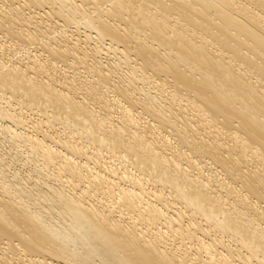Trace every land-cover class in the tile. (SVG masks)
Segmentation results:
<instances>
[{
    "label": "bare ground",
    "instance_id": "obj_1",
    "mask_svg": "<svg viewBox=\"0 0 264 264\" xmlns=\"http://www.w3.org/2000/svg\"><path fill=\"white\" fill-rule=\"evenodd\" d=\"M0 34V264H264V0H0Z\"/></svg>",
    "mask_w": 264,
    "mask_h": 264
},
{
    "label": "rangeland",
    "instance_id": "obj_2",
    "mask_svg": "<svg viewBox=\"0 0 264 264\" xmlns=\"http://www.w3.org/2000/svg\"><path fill=\"white\" fill-rule=\"evenodd\" d=\"M105 8H107V6H106ZM44 20H45V19H44ZM54 21H56L58 24H59V23L61 24V22H60V21H57V19H54L53 22H54ZM44 22L49 23V21H44ZM50 22H52V21H50ZM57 23H56V24H57ZM73 27H74V26L69 27L68 30H69L70 32L72 31L73 33H74V32L76 33L77 30L75 29V27H74V28H73ZM74 30H75V31H74ZM79 31H80L81 33H80ZM83 31H84L83 29H79V30H78V33L80 34V36L83 35ZM0 36H2V35L0 34ZM81 37H82V36H81ZM36 43H38V44H36ZM36 43H34L35 46H36V47H34L35 49H34V48H33V49L30 48V50H31L30 53H31V54H36L35 51H39V49H37V48H39V46H40V45H39V42H36ZM34 44H32V45L34 46ZM32 45H31V47H32ZM38 45H39V46H38ZM36 49H37V50H36ZM107 56H108V57H107ZM107 56H106V54H104V55L102 54V56H101L102 61L104 60V62H105V60H107V59H111V58H112V54H107ZM109 56H111V57H109ZM104 57H105V59H104ZM123 70H124L123 72L126 73L127 70H126V69H123ZM165 89H167V87H165ZM166 91L171 92V90H169V89L166 90ZM153 92H154V91H153ZM110 94H111V93H109V94H107V95H109V96H113L112 94H111V95H110ZM171 140H172V138H171ZM173 142H174V140H173ZM193 156H195V155H193ZM22 159H24V158H22ZM203 162H205L206 165H205ZM203 162L200 161V164H201V166L204 167L203 170H204V174H205V175L208 174V171H209V173H210V171L213 172V171H214V168H215V171H218V172H219V169H216V166H214L213 164H210L209 161H208V159H204ZM21 164H22V163H21ZM31 164H32V166H34L33 162H30V163L27 162V164H26V166H24V168L21 167L22 170H24V169H28V167L31 168V167H32ZM207 164H208V165H207ZM207 166H208L209 168H207ZM211 166L214 167V168H212ZM205 168H206V169H205ZM211 169H212V170H211ZM205 170H206V171H205ZM212 172H211V173H212ZM219 175H221V174L216 173V177H220ZM221 177H223V176H221ZM223 178H224V177H223ZM224 239H225V238H224Z\"/></svg>",
    "mask_w": 264,
    "mask_h": 264
}]
</instances>
